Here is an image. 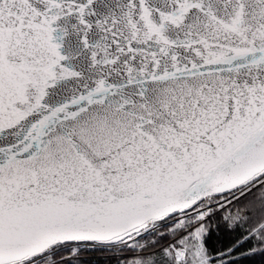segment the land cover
<instances>
[{
    "label": "snow or ice",
    "instance_id": "snow-or-ice-1",
    "mask_svg": "<svg viewBox=\"0 0 264 264\" xmlns=\"http://www.w3.org/2000/svg\"><path fill=\"white\" fill-rule=\"evenodd\" d=\"M254 202L264 0H0V264H238Z\"/></svg>",
    "mask_w": 264,
    "mask_h": 264
},
{
    "label": "trees",
    "instance_id": "trees-1",
    "mask_svg": "<svg viewBox=\"0 0 264 264\" xmlns=\"http://www.w3.org/2000/svg\"><path fill=\"white\" fill-rule=\"evenodd\" d=\"M248 207L251 211L253 220L264 216V207L258 202H254L253 204L248 205ZM217 210L218 209L215 208L213 209V214L206 221V228L210 236L208 241L209 246L219 248L234 240L239 235V230L229 231L222 219L227 213L220 209ZM216 213H219V215ZM169 222H162L159 231L155 235L151 233L145 235L144 238L139 241L140 244L151 245L153 242L158 241L156 244L157 248L167 245V243H169L168 234L175 227V221ZM250 247L255 248V250L249 251L248 249ZM147 250L153 251L152 248ZM236 258L238 264H264V250H261L255 245H245V247L241 249V253L237 254ZM84 259L88 261V264H130L132 254L128 252H120L119 250H96L86 254Z\"/></svg>",
    "mask_w": 264,
    "mask_h": 264
},
{
    "label": "rangeland",
    "instance_id": "rangeland-1",
    "mask_svg": "<svg viewBox=\"0 0 264 264\" xmlns=\"http://www.w3.org/2000/svg\"><path fill=\"white\" fill-rule=\"evenodd\" d=\"M218 210H219V209H218ZM218 210H217V211H218ZM169 221H170V222H172V221H174V220H173V219H171V220H169ZM169 221H166V222H169ZM170 222H169V223H170Z\"/></svg>",
    "mask_w": 264,
    "mask_h": 264
}]
</instances>
